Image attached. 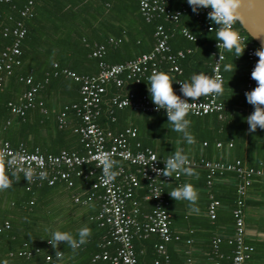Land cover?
Returning <instances> with one entry per match:
<instances>
[{
  "label": "trees",
  "instance_id": "trees-1",
  "mask_svg": "<svg viewBox=\"0 0 264 264\" xmlns=\"http://www.w3.org/2000/svg\"><path fill=\"white\" fill-rule=\"evenodd\" d=\"M27 1L29 0H11L9 4L0 5V51L13 40L11 35L2 36L4 28L11 29L15 22L20 21L25 29L24 37L19 46V65L13 66L10 75L4 79V82L7 80L8 86L6 84L4 87L3 82L0 89V143L7 142L11 148L22 145L28 151L37 149L40 154H46L41 148H38L43 143L39 141H34V144L29 143L23 136L28 131L32 133L33 126L37 131L40 128L50 131L53 125L57 134L55 138L63 142V145L58 146L59 151L76 152L83 155L79 136L73 132L79 125V118L75 110L71 108V106L79 104V85L60 73L53 77L52 73L54 70L60 72L65 69L78 76L95 75L98 71L99 60L90 57V53L93 45L105 44L108 38L119 39L120 43L114 47L105 46V53L101 61L109 65L122 63L149 52L154 43L155 27L163 25L171 33L168 40L171 52L186 49L191 51L179 62L181 73L168 75L174 81H190L193 74L204 73L207 75L209 72L208 54L212 43L216 41L215 31H207L199 25L195 19L196 14L192 12L187 0H170L169 5L172 9L180 7L185 9L184 14L178 20L176 30L163 23L161 19H154L148 23L144 22L139 15L136 0H118L121 5L125 4V11L130 14L136 12L138 15V19L135 18V23L128 25H124L118 19L107 18L109 14L106 11L116 0H31L28 15L20 17L19 12L24 9ZM177 28H185L195 37V42L190 43L182 38L177 32ZM234 28L242 33L248 41H251L238 23L234 25ZM53 64L56 65V69L52 68ZM227 64H232L233 71L224 70V66ZM220 72L223 78V86L228 83L230 87H233L234 99L232 102H223L218 96V101L223 106V119H218L215 114L202 117L188 115L187 118L191 121L189 131L195 137L193 144L201 145L204 143L207 145L213 141L224 140L223 136L230 128L228 123L231 118L235 129L232 133L236 132L237 138L244 136L246 132V117L253 111V107L246 102L245 95L241 93L246 74L244 54L237 58L234 51H226ZM28 76L31 78L32 84H42V88L36 94L33 108L26 110L24 115L19 118L10 113L6 104L18 102L20 95L27 89V86L18 82L17 78ZM44 79H46V83L43 84ZM173 88L180 94V85L176 86L173 83ZM123 89L136 94H149L147 83L138 86L125 85ZM56 90L63 97L65 103L56 113H50L51 111L44 104V99L49 93ZM113 91L114 88L108 89L107 96L111 95ZM42 108L46 111L44 115L40 113ZM60 112L65 114L67 123L63 128H58L56 122V116ZM107 112V106L101 104L96 124L114 135L126 128L133 129L135 137L127 140L130 151L148 149L158 158L170 157L177 152V149H180L179 152L184 154L185 146L188 143L183 140L181 133L172 129V125L168 123L167 116L164 114H148L129 109L116 110L112 115ZM29 120H32V128L29 126ZM135 144H138V148H135ZM240 163L242 164V162ZM91 168L90 164H86L77 168L80 171V176L70 174L69 180L72 183L70 187L63 181H55L53 185L48 186L45 181L27 182L25 177L20 174H6L10 180V187L0 191V264H48L45 262V258L55 257V250L48 243V240L52 238L51 234L59 230L70 232L76 237L78 230L83 227L91 230L87 242L75 251L61 243L60 251H63V257L59 264H74L71 259L77 261V264H108L99 261L92 262V257L103 250L101 248L102 237L106 234L105 228L98 227L95 221L90 220L98 212V202L95 198L85 205L73 201L75 197L80 200L85 199L92 192L91 185L94 182L95 174L88 175ZM127 169L132 170L133 168L128 167ZM224 173L214 177L222 176ZM231 174L234 175L237 183L234 186L230 216L237 198L236 188L240 184V180L235 174ZM181 179L182 174L179 178L172 179L162 186L163 192L167 194V206L165 208L167 212L170 196L168 194L169 188L165 186L175 187L180 184ZM205 182L206 179L204 186L208 189L205 207L207 217L206 209L209 201L217 200L209 190L210 186L207 187ZM78 186L84 188L85 194L80 196L81 198L77 196L79 193L75 187ZM57 189L62 192L61 195L65 198L63 203L49 199L53 198ZM141 190L144 194L146 193L145 187L141 186L135 191L132 200L141 199L140 196H137V192ZM242 198L244 208V192ZM147 202L150 203L151 208V202ZM137 207L139 210V205ZM140 220L141 217L138 215V221ZM206 220L210 222L208 217ZM214 220L215 214L212 223ZM4 223L7 224V228L3 227ZM231 236L232 232L230 237L227 236L221 240L228 245L229 257L227 260L222 259L218 264H229L230 262L232 245L228 243V240ZM151 237L145 240H148L147 242L137 240L136 243L144 251L141 250V255L135 254L136 264H147V261L153 257L152 245L155 243L156 237ZM221 241L219 240L217 245ZM212 243L209 244L210 248ZM164 248L168 254L171 247L165 244ZM105 250L112 253V247H106ZM218 251L220 253L219 249ZM182 264H185L184 260Z\"/></svg>",
  "mask_w": 264,
  "mask_h": 264
},
{
  "label": "built area",
  "instance_id": "built-area-1",
  "mask_svg": "<svg viewBox=\"0 0 264 264\" xmlns=\"http://www.w3.org/2000/svg\"><path fill=\"white\" fill-rule=\"evenodd\" d=\"M139 15L148 23L154 19H161L173 29L177 27L178 20L185 9L180 7L172 9L169 5L170 0H136ZM11 0H0V5L9 4ZM31 0L27 1L26 6L19 12L20 17L28 15ZM205 9L199 15H195V19L199 25L209 31L215 27L207 19ZM235 30H237L235 28ZM238 31V30H237ZM178 34L190 43L195 42V37L185 28H177ZM239 32V31H238ZM240 33V32H239ZM25 34V29L20 21L15 22L13 28H4L2 36L11 35L12 42L0 51V89L4 79L10 75L13 66L19 65V46ZM243 42L246 44L244 59L246 62L245 81L241 93L250 91L256 87V82L251 79V72L254 69L258 57L254 52L258 49L253 47V43L248 41L246 37L240 33ZM171 33L163 27L157 25L155 27L153 38L154 43L151 50L141 54L131 60H127L117 64H107L101 61L105 53V46L114 47L120 43L119 39L108 38L105 44L93 45L90 57L99 60L97 64L98 71L91 76H78L68 70L57 72L54 70L52 76L55 77L59 73L65 77L71 78L78 83L79 104L71 106L75 110L79 118V125L73 130L79 136V143L83 148V155L76 152L60 151L56 155H42L37 149L28 151L24 146L19 145L11 148L7 142L0 143V159L5 161L3 171L5 174H20L24 176V169L32 168L36 174L32 181H45L48 186L54 184L55 181H63L68 187L72 185L69 180L70 174L80 176V168L83 165L90 164L92 168L88 171V175L95 174L94 182L91 185L92 192L85 199L75 197L74 202L85 205L91 199L95 198L98 202V212L91 217L100 228L106 229V234L102 237L103 249L100 253L92 257V262H106L108 264H136V258L132 246L134 236L145 239L149 235H154L158 239V243L154 246L156 259L151 264H170L164 248L165 244L172 239H176L172 235L169 228V214L166 211L167 194L163 192L162 186L172 179H177L176 173L172 177L166 178L158 176L153 168L163 169L166 158H158L148 149L130 151L127 140L135 137L133 129L126 128L118 134H112L108 130L101 129L96 120L99 117L101 104L108 108V114L112 115L116 110L129 109L134 112L148 114H164L165 110L155 111V106L151 102L150 94H136L132 91L124 90L125 85L138 86L149 82V77L155 72H165L171 75H179L181 69L179 62L189 54L190 49L176 50L171 52L168 46V40ZM217 40L212 43L209 51V72L207 76L219 78L223 81L220 66L224 60V53L227 51L221 45L217 47ZM219 55L223 59H219ZM56 69V65H52ZM47 76V75H46ZM17 81L27 86V89L20 95L17 103L8 102L6 107L10 113L21 118L24 112L33 108L36 100L37 92L42 88V84H32L31 78L18 77ZM46 79L43 80V84ZM176 86L179 84L175 83ZM114 88L111 95L107 96V91ZM177 95H180L176 92ZM40 105V104H39ZM223 106L218 101V96L201 97L199 101L192 104L190 115L194 117H202L209 114H215L218 119H223ZM41 114L46 111L40 109ZM111 120H113L111 118ZM58 128L66 126L65 114L60 112L56 116ZM203 145H205L203 143ZM219 143L215 145L216 148ZM230 147V144L228 145ZM138 148V144H135ZM104 154H109L118 164L112 169L115 172L114 178L106 180L100 160ZM15 158L16 163L9 168L8 160ZM160 161V162H157ZM190 162V161H189ZM190 166H199L206 171V186L209 187L212 177L221 175L224 172L235 174L240 180V184L236 188L237 198L234 208L231 211L233 221L232 236L228 243L232 245L229 264H246L252 248L244 243V221H243V192L244 188L250 184L252 176H260L259 170L244 167L239 161L228 162H209L200 161L198 164L190 162ZM126 167V168H125ZM133 168L132 170L127 169ZM45 173L46 178L40 179L39 174ZM25 177V176H24ZM141 186L145 187L146 193L142 196L143 200L151 202L150 211L141 216L142 222L138 221L139 210L137 201L132 200L135 191ZM97 194L95 195V193ZM128 205V206H127ZM218 202L209 201L206 209L207 217L210 221L214 219L215 208ZM4 228L7 224L4 223ZM218 238L213 239L212 247L216 251ZM106 247H112V253L105 250ZM45 262L48 264H59L55 257H46ZM218 264V263H214Z\"/></svg>",
  "mask_w": 264,
  "mask_h": 264
},
{
  "label": "crops",
  "instance_id": "crops-1",
  "mask_svg": "<svg viewBox=\"0 0 264 264\" xmlns=\"http://www.w3.org/2000/svg\"><path fill=\"white\" fill-rule=\"evenodd\" d=\"M120 3L121 2L118 0L112 2L109 10L106 11L109 14L107 18H112V20L118 19L124 25L135 23V18L138 19L137 13L134 12V14H130L124 10L125 4L121 5ZM6 84L7 80L4 82V87ZM223 89V95H220L222 101L232 102L234 99V93L232 92L233 87L225 83ZM64 103L65 100L59 95L57 90L49 93L44 99V104L49 108L51 111L50 113H56ZM231 120L228 123L231 129H227V132L224 134L225 136H223L224 140L213 141L207 145L188 144L185 146L184 154L188 157L190 162L196 164L200 161L232 163L239 160L245 167L261 172L260 176L252 177L250 184L244 189L243 221L244 243L252 248V252L249 254L246 264H264V130L257 129L254 134H249L247 131L249 126L246 122L247 126L244 136L237 138L236 132L232 133L235 129L233 128ZM29 126L32 128V120H29ZM32 131V133L28 131L23 137L27 142L32 144H34V141L43 143V145L40 143L41 145H39V147L37 146L39 149L41 148L42 151L46 152V154L42 153V155H56L58 153V146H60V144L63 145V142L55 138L57 134L53 125L50 131L44 128H40L37 131L34 126ZM217 143L220 144L218 148L215 147ZM229 144L230 147L228 146ZM179 150L180 149H177L176 151L179 152ZM193 168L198 174V178L196 176L189 177L182 174L180 184L175 187L170 185L165 186L169 188L168 190L171 192L179 186L190 183L199 193V199L196 205L198 211H193L187 201L176 202L170 197L167 213L170 216V231L172 235L176 237V239L170 240V242H168L169 244L167 243V246L171 247L168 253L169 255L167 254L170 264L173 262V264H182L183 260L185 264H214L221 262L222 259L227 260L229 257L228 245L226 243L224 244L221 240L227 236L230 237L232 232L230 210L232 206L231 202L233 201L234 186L237 180L231 173H224L222 176L213 178L209 190L217 200L218 207L215 210L214 222H207L205 207L207 201L206 191H208V189L204 186V180L207 174L202 167L193 166ZM75 188L78 189H76L77 193H79V195L77 194L78 197L85 194L83 186ZM142 190L137 192V196H140L141 199H136L140 208V217L150 211V203L142 199L144 195ZM61 194L62 192L57 189L53 198L49 199L63 203L65 198ZM139 222H142V220ZM151 236L154 235L151 234L145 239L138 238L137 236L133 237L132 246L134 254L138 253L141 255V250L144 251V249H140L138 243H136L138 242L137 240L145 241ZM214 238H218L221 241L220 244L217 245L215 252L213 247L210 248L209 245ZM155 239L156 241L152 245L153 257L147 261V264H151L157 257L154 246L158 243V239ZM134 240H136V244ZM172 260L173 262H171ZM71 261L77 264V261L73 259H71Z\"/></svg>",
  "mask_w": 264,
  "mask_h": 264
},
{
  "label": "clouds",
  "instance_id": "clouds-1",
  "mask_svg": "<svg viewBox=\"0 0 264 264\" xmlns=\"http://www.w3.org/2000/svg\"><path fill=\"white\" fill-rule=\"evenodd\" d=\"M187 4L196 15H199L202 10L210 9L207 12V19L215 27L210 28L209 31H215L217 47L220 48L222 45L228 52L234 51L237 58L243 56L246 44L243 42L240 33L234 28V25L237 22H242L244 18V14L241 12V0H187ZM254 55L258 57V61L251 72V79L256 82V87L244 93L246 102L253 107V112L246 117L249 134H254L257 129L264 130V41L261 42V47L254 52ZM219 59L222 60L223 56L219 55ZM224 70L233 71L232 64L225 65ZM173 83L180 85V95L176 94ZM147 84L151 102L155 106L154 110L157 112L165 110L167 121L172 125V129L181 133L183 140L188 144L195 143V137L189 131L191 121L187 118L192 104L199 101L201 97L223 95L224 91L221 79L209 77L204 73L193 74L190 81H174L165 72H155L149 77ZM4 163L5 161L0 159V191L10 187V180L3 171ZM15 163V158L7 161L9 168ZM100 163L105 179L114 178L115 172L112 169L118 164V161L109 154H104ZM163 163L165 165L163 169L153 168L157 177L170 178L173 173H176L177 176L183 174L198 178V174L190 166L188 157L181 152L174 153ZM24 176L27 182H31L36 174L29 167L24 169ZM39 178H46V174L40 173ZM168 194L176 202L187 201L193 211H198L196 205L199 193L192 184L186 183L168 192ZM90 235L91 230L87 227L79 229L76 237L70 232L57 230L51 234L52 238L48 240V243L55 250V258L59 262L63 257V251H60L61 243L75 251L87 242Z\"/></svg>",
  "mask_w": 264,
  "mask_h": 264
},
{
  "label": "water",
  "instance_id": "water-1",
  "mask_svg": "<svg viewBox=\"0 0 264 264\" xmlns=\"http://www.w3.org/2000/svg\"><path fill=\"white\" fill-rule=\"evenodd\" d=\"M242 22H237L241 30L251 39L253 47L260 48L264 41V0H241Z\"/></svg>",
  "mask_w": 264,
  "mask_h": 264
}]
</instances>
